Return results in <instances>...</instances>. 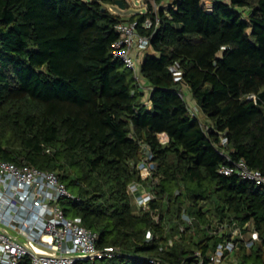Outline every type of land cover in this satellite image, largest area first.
<instances>
[{
    "label": "trees",
    "instance_id": "1",
    "mask_svg": "<svg viewBox=\"0 0 264 264\" xmlns=\"http://www.w3.org/2000/svg\"><path fill=\"white\" fill-rule=\"evenodd\" d=\"M117 1L0 0V160L56 173L80 198L65 215L123 254L77 264H210L223 238L204 226L228 219L262 238L228 264H264V188L219 173L229 156L264 174V0H155L130 17ZM131 21L151 40L139 81L112 53ZM142 146L158 166L147 212L129 193Z\"/></svg>",
    "mask_w": 264,
    "mask_h": 264
},
{
    "label": "built area",
    "instance_id": "2",
    "mask_svg": "<svg viewBox=\"0 0 264 264\" xmlns=\"http://www.w3.org/2000/svg\"><path fill=\"white\" fill-rule=\"evenodd\" d=\"M159 25L158 17L156 20L147 18L142 24L145 29ZM140 26L138 21L119 23L116 26L119 39L113 44L112 52L133 71L137 81L140 76L137 60L141 53L148 50L151 41L139 33ZM171 71L176 79L182 75L178 65L171 67ZM191 110L197 116V109ZM158 140L161 144L169 143L165 133L159 134ZM222 144L226 145L227 140L223 139ZM141 148L142 157L137 165L141 181L132 183L129 193L138 212H147L151 202L157 199L158 166L152 150L147 146ZM226 158L228 164L219 169L221 175H237L264 188L262 172L251 169L244 160ZM64 200L80 201V198L67 189L56 173L0 160V264H77L122 257L119 248L100 250L97 247L99 234L86 228L80 219L68 218L61 206ZM182 221L181 231L185 226H193V218L185 211ZM246 227L234 219L212 221L204 226L211 236L223 238L211 255L210 264L235 262L232 255L241 245L250 250L262 242L260 233L255 229L246 238ZM154 237L148 233L149 241ZM196 256L200 258V264H204L201 253L197 252ZM149 263L167 264L156 259L149 260Z\"/></svg>",
    "mask_w": 264,
    "mask_h": 264
},
{
    "label": "rangeland",
    "instance_id": "3",
    "mask_svg": "<svg viewBox=\"0 0 264 264\" xmlns=\"http://www.w3.org/2000/svg\"><path fill=\"white\" fill-rule=\"evenodd\" d=\"M155 0H126L127 4H128V8H126L125 10H121L119 9L117 6H113V7H109V9L114 12V13H118L127 17L136 15V14H141L144 13L146 11V9L152 5L153 9L157 11L158 7L155 6L154 4ZM148 5V6H147ZM161 6L167 7L168 6V2L167 0H165ZM145 57V54H141L137 60V66L138 68L141 67V63L143 61ZM187 92V91H186ZM188 94V92H187ZM188 103L190 104L191 108H197L196 103L193 101V99L188 97ZM192 101V103H191ZM200 117L203 118V122L206 123L204 121V117L201 115V113H199Z\"/></svg>",
    "mask_w": 264,
    "mask_h": 264
},
{
    "label": "water",
    "instance_id": "4",
    "mask_svg": "<svg viewBox=\"0 0 264 264\" xmlns=\"http://www.w3.org/2000/svg\"><path fill=\"white\" fill-rule=\"evenodd\" d=\"M116 6H117L119 9H121V10H125V9H126V5H125V3H124L123 0H118V1L116 2Z\"/></svg>",
    "mask_w": 264,
    "mask_h": 264
},
{
    "label": "crops",
    "instance_id": "5",
    "mask_svg": "<svg viewBox=\"0 0 264 264\" xmlns=\"http://www.w3.org/2000/svg\"><path fill=\"white\" fill-rule=\"evenodd\" d=\"M167 2H169V0H167ZM147 6H148V5H147ZM155 6H157V5H155ZM160 7H161V6H160ZM147 10H148V8L146 9V11H147ZM146 11H145V12H146ZM145 12H144V13H145ZM120 15H121V14H120ZM122 16H124V15H122ZM126 17H127V16H126ZM191 99H192V98H191ZM191 103H192V101H191Z\"/></svg>",
    "mask_w": 264,
    "mask_h": 264
}]
</instances>
